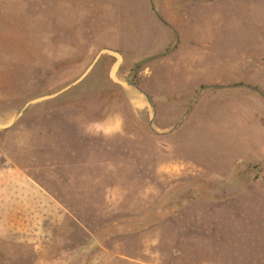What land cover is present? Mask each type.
<instances>
[{
  "label": "rangeland",
  "instance_id": "374dc122",
  "mask_svg": "<svg viewBox=\"0 0 264 264\" xmlns=\"http://www.w3.org/2000/svg\"><path fill=\"white\" fill-rule=\"evenodd\" d=\"M0 264H264V0H0Z\"/></svg>",
  "mask_w": 264,
  "mask_h": 264
},
{
  "label": "bare ground",
  "instance_id": "6f19581e",
  "mask_svg": "<svg viewBox=\"0 0 264 264\" xmlns=\"http://www.w3.org/2000/svg\"><path fill=\"white\" fill-rule=\"evenodd\" d=\"M128 90H129V96H130L131 101L136 104L139 103L140 98H141L139 92H137V90H135L133 87H129Z\"/></svg>",
  "mask_w": 264,
  "mask_h": 264
}]
</instances>
